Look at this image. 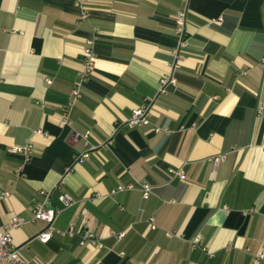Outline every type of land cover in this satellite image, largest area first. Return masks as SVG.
<instances>
[{"label": "crops", "instance_id": "crops-1", "mask_svg": "<svg viewBox=\"0 0 264 264\" xmlns=\"http://www.w3.org/2000/svg\"><path fill=\"white\" fill-rule=\"evenodd\" d=\"M182 4L0 0V230L26 220L11 235L29 264H264V0H190L173 71ZM90 39L93 71L66 125ZM172 71L176 85L160 94ZM152 97L151 126L130 128ZM85 132L90 146L74 139ZM44 191L61 209L55 228L84 223L103 249L58 234L38 241L46 224L31 220ZM62 193L76 203L64 208Z\"/></svg>", "mask_w": 264, "mask_h": 264}, {"label": "built area", "instance_id": "built-area-1", "mask_svg": "<svg viewBox=\"0 0 264 264\" xmlns=\"http://www.w3.org/2000/svg\"><path fill=\"white\" fill-rule=\"evenodd\" d=\"M87 0H75V4L79 7L83 6L84 3ZM182 5L184 7L178 11L175 15V26H176V35L178 37V47L174 51L175 55V63L173 65V71L174 69L179 67V64L181 60L183 59V55L181 54V50L186 48L188 46V36L186 32V24H187V9L188 5L190 3V0H182ZM86 12L84 11V15L82 18H85ZM94 44L95 39H90L87 41L84 54H83V70L79 71L77 73L76 79L74 81V86L71 92V101L63 107V118L62 122L64 124L70 123V113L75 105V102L81 97L82 95V88L85 85V83L90 78L93 66H94V60H95V53H94ZM264 64V59L262 61ZM173 71L163 77L161 80V86L159 93L160 94H167L169 93L170 89L176 85V78L174 76ZM154 97L145 99L144 103L139 106L138 108L134 109L132 112V115L130 119L128 120L127 125L130 128L133 127H142V126H151V109H152V103L154 101ZM264 110V107L261 106L258 109L259 113H262ZM152 130L156 133L161 132L162 130L168 132V129H162L161 127L153 126ZM90 133L85 132L83 134L76 133L74 135V139L76 140H82L85 145L90 146L89 142ZM95 147L91 146V148L84 152L80 157H78V160H82L87 158L90 155V151L94 150ZM26 151L28 154L32 151V146L28 145L26 147H15L13 149V152H22ZM225 156H218L215 157L212 161L215 165L219 164ZM168 174L177 177L181 180L186 179L185 172L182 169H169ZM136 187L132 184L128 185H119L117 188L110 191V195H115L119 192L133 190ZM140 191L142 192V196L145 200H147L152 192V186L149 184H144L140 187ZM41 196L43 197L41 201L37 202L33 206V216H32V222H44L46 224L45 228L38 233L36 236V239L42 243H48L53 235L58 234L63 237H78L80 245L86 246L93 250H101L103 249V245L100 242V238L93 233L89 227H87L84 223H71L69 227L65 230H59L54 227V222L60 213L61 209H53L49 207L47 204L49 203L51 199V192L50 191H44L41 192ZM60 202L63 204L64 208L70 207L76 203V200L68 193H62L59 196ZM151 228L155 229L156 226L153 224L154 219L150 218ZM26 220L23 217H14L11 222L5 226L2 230H0V264H29L28 261L23 257L21 253V247H18L15 245L13 241V237L11 235V231L14 229H18L22 227L25 224ZM111 234L118 238L122 239L125 236V233H116L114 231L111 232ZM170 235L169 233H167ZM192 245L194 247L198 246V241L193 240ZM203 250H205L203 248ZM40 264H52L51 262H42Z\"/></svg>", "mask_w": 264, "mask_h": 264}]
</instances>
